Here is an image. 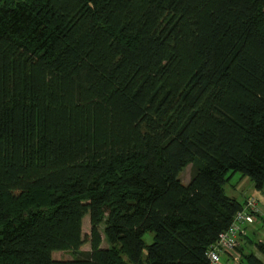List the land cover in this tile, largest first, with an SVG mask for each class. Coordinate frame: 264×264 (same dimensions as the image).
Segmentation results:
<instances>
[{"label":"trees","instance_id":"trees-1","mask_svg":"<svg viewBox=\"0 0 264 264\" xmlns=\"http://www.w3.org/2000/svg\"><path fill=\"white\" fill-rule=\"evenodd\" d=\"M236 172L264 188V0H0V264H211Z\"/></svg>","mask_w":264,"mask_h":264},{"label":"rangeland","instance_id":"rangeland-1","mask_svg":"<svg viewBox=\"0 0 264 264\" xmlns=\"http://www.w3.org/2000/svg\"><path fill=\"white\" fill-rule=\"evenodd\" d=\"M192 175V164H189L180 174V179L183 183L187 184L189 183ZM239 176H242L240 173H236V176L231 180L229 184L225 186V191L228 195L237 197L240 201L249 198L254 197L258 202V207L261 212V219L255 223L253 227V234L252 235L254 239H251L249 237V242H246V246L248 248V251L255 253L259 258H261L264 261V256L260 253L258 250V247L256 246L257 242H264V188L263 189H257L255 187L254 182L250 177L244 176L245 179L241 180L238 179ZM91 225H90V218L89 216H86L83 220V234L86 236L87 234H90ZM104 238V236H103ZM144 239L147 243V245L153 243L154 241V232H147L144 236ZM103 246L108 247V242L104 239ZM90 243L86 244L83 247V250H90ZM146 252L147 249L144 250V258H146ZM53 256L56 259H73L77 255L73 254L72 252L68 251H56L54 252Z\"/></svg>","mask_w":264,"mask_h":264},{"label":"built area","instance_id":"built-area-1","mask_svg":"<svg viewBox=\"0 0 264 264\" xmlns=\"http://www.w3.org/2000/svg\"><path fill=\"white\" fill-rule=\"evenodd\" d=\"M260 219L257 200L254 197L247 198L228 229L219 235L208 250L211 264H242V253L239 250L241 241L248 235L249 228Z\"/></svg>","mask_w":264,"mask_h":264},{"label":"crops","instance_id":"crops-1","mask_svg":"<svg viewBox=\"0 0 264 264\" xmlns=\"http://www.w3.org/2000/svg\"><path fill=\"white\" fill-rule=\"evenodd\" d=\"M236 173H238V172H236ZM236 173H231V174H229V181L226 183V185L227 184H229L230 182H231V180L236 176ZM241 174V173H240ZM242 175V174H241ZM238 179H240V181L241 180H243V179H245V177L242 175V176H239L238 177ZM225 185V186H226ZM234 197V196H233ZM237 198V197H236ZM247 199V198H246ZM246 199H244V200H246ZM244 200H242V201H244ZM252 235H254L253 234V227L251 226L250 228H249V236H247L246 238H244L242 241H241V246H245L246 247V242H248L249 240V237L251 238V239H254L253 238V236ZM255 236V235H254Z\"/></svg>","mask_w":264,"mask_h":264}]
</instances>
